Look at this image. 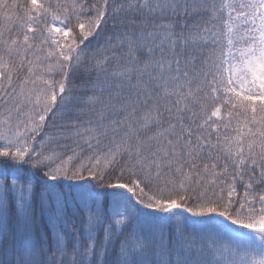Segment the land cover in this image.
<instances>
[{"label": "snow or ice", "instance_id": "1", "mask_svg": "<svg viewBox=\"0 0 264 264\" xmlns=\"http://www.w3.org/2000/svg\"><path fill=\"white\" fill-rule=\"evenodd\" d=\"M0 264H264V0H0Z\"/></svg>", "mask_w": 264, "mask_h": 264}]
</instances>
